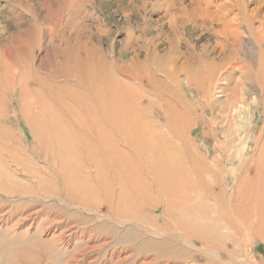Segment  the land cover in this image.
<instances>
[{
  "label": "bare ground",
  "instance_id": "1",
  "mask_svg": "<svg viewBox=\"0 0 264 264\" xmlns=\"http://www.w3.org/2000/svg\"><path fill=\"white\" fill-rule=\"evenodd\" d=\"M191 1L192 5L187 7L184 0H181L182 6L177 18L170 13L173 10L172 3L158 7H166L164 17L171 26H174L175 19L180 22V28L188 23L196 26L201 22L205 24L210 19L216 37L211 53L209 51L204 56L203 50L196 52L191 48L182 61V57L179 59L174 56L171 43L166 55H153L149 65L159 70L161 76L158 78L155 73H150L146 87L143 85V77L139 75L142 63H138L137 55L130 61L131 71L126 72L123 67L130 79L126 83L115 77V61L108 62L101 50H95L92 54L85 53L83 58L75 61L80 76L74 80V84L52 86L40 77L38 71L48 67L51 69L46 70L49 73L47 77L65 78L56 67L60 69L70 63L69 59L59 60L55 55L57 46L49 42L46 50L51 56L47 54L37 67L32 65L33 55L42 47L40 41L46 37L53 38L54 33L46 26L58 29L61 25L58 23L54 26L48 22V7L42 22L5 39L3 43L0 35V92L6 82L12 100H17L18 105H21L22 100L29 101L31 106L25 107L28 111L22 109L23 112H19L37 141L41 140L40 136L47 135L48 131L46 120L39 113L48 116L56 144L57 161L54 162L45 154H38V159L47 161V165L41 169L43 174L23 166L27 174H34L41 181L40 184L47 183L45 176L51 182L55 181L58 187L49 191V194L60 195L58 198L67 204L79 203L77 195L85 196L98 191L97 194L101 193L102 196L97 204L109 207L117 221L133 223L139 232L144 227L156 229L151 222L154 219L150 217L145 220L143 214L149 217V213L161 208L163 226L160 229L176 234L184 246L172 249L174 253L171 258L164 259L160 264H195L190 257L183 261L177 259V256H187L188 253L208 247L206 244L210 239L188 236L194 225L211 224L216 232V240L211 241L223 242L221 246L226 242L227 245L225 238L230 236L221 235L223 220L219 218L220 214L224 215V224L230 226V232H235L241 225L246 234L264 244V130L257 135L256 174L250 175L249 167L245 175L236 181L235 190L229 197L233 198L228 201V205L222 204L216 197L208 202L199 194L210 190L211 186H216L218 192L222 193L219 183L231 172H224L223 165H218L213 172L215 180H203L206 173L202 171L200 179L203 182L187 181L181 177L182 172L177 168L183 165H194L192 168L210 165L203 156L197 154L189 136L199 122L195 107H203L208 103L211 98L209 93L214 90V83L219 80L222 72L225 73L224 81L231 85L228 102L225 103L232 108L230 122L234 130H242L247 138L243 121H248L247 125L254 123L251 108H258L260 101L264 109V14L260 19L253 18L264 0H258L256 8L252 10L247 9L248 1L245 0H217V5H212L210 0ZM28 2L30 0H13L12 3L30 16L38 18L40 14ZM22 51L28 52L30 60L25 67L16 64L13 57ZM216 52L220 55L219 60L212 57ZM235 70L245 73L244 82L235 78ZM247 75L255 77L256 85L248 86L245 80ZM180 76L185 78L188 87H193V91L200 95V101H208L199 102L196 106L190 104L178 89ZM206 81H209L207 86ZM256 88L260 95L254 94ZM238 106L242 107H239L242 118L236 123L234 115L240 114ZM159 115L162 122L156 119ZM237 138L225 141L222 145L219 143L218 146L226 153L227 149L238 143ZM73 165L93 167L97 176L96 185L92 188L82 181L72 169ZM169 167L175 168V171L178 169V177L175 173H169ZM21 192L26 194V191ZM10 193L13 196V189ZM93 201L94 195L89 203ZM129 236L138 237L134 233ZM194 241L201 246L197 248ZM103 244L106 246V243ZM140 246L142 250L147 248L143 244ZM137 248L131 246L128 252L130 255L118 256L116 264H159L158 257L139 259L141 252L136 254ZM207 257L211 258L209 261L213 264H221V257L215 251L212 255L207 254Z\"/></svg>",
  "mask_w": 264,
  "mask_h": 264
},
{
  "label": "rangeland",
  "instance_id": "2",
  "mask_svg": "<svg viewBox=\"0 0 264 264\" xmlns=\"http://www.w3.org/2000/svg\"><path fill=\"white\" fill-rule=\"evenodd\" d=\"M210 1L212 5H217L219 2ZM257 1L247 2V9H255ZM12 2L13 0H0L2 43L5 39L42 22L48 9V22L54 26L61 24L58 29L46 26L54 33L53 38L46 37L40 41L42 47L33 55L32 61V65L36 66L46 58L47 54L51 56V53L46 50L49 42L57 46L55 55L59 60H70L68 66L60 69L59 66L56 67L66 79L47 77L46 70L51 69L48 67L38 71V75L52 86L74 84V80L80 76L78 67H75V61L83 58L85 53L92 54L95 50H101L108 62L115 61V77L126 83L130 82V79L124 73L123 67L126 72L131 71L130 61L137 55L138 63H142L143 67L139 75L143 77V85L146 87L150 73H155L158 78L161 76L159 70L149 65L153 55L159 57L166 55L171 43L174 56L179 59L182 57L183 61V56L187 57L191 48L196 52L203 50L205 56L209 54V51L211 53V48L216 42L210 19H207L205 24L201 22L197 26L188 23L184 28L179 27L178 19H175L174 26L168 23V19L164 17L166 7L158 6L172 3L173 10L171 9L170 13L177 18L182 6L181 0H30L31 5L29 2L28 5L33 4L40 14L38 18L30 16ZM184 4L190 7L192 1L184 0ZM263 5L259 7L256 16H253L255 20L262 18ZM20 53L13 56L14 60L16 64L25 67L30 61L28 52ZM212 57L219 60L220 55L216 52ZM220 75L219 80L214 83V90L209 93L211 98L207 100L208 103L199 107L200 109L195 107L199 122L189 136L197 154L203 156L210 165L201 164L202 167L194 168H192L194 165H183L184 167L177 168L182 172L181 177L187 181L203 182L200 179L202 171L206 173L203 180L208 181L209 178L215 180L213 172L218 165H223L224 172L231 171L219 183L223 195L218 192L219 189L216 186H211L210 190L204 193L199 192V194L208 202L209 199H213L212 197H216L222 204L228 205V201L233 198L229 197L235 190L236 181L245 175L249 167H251L250 175L256 174L258 151L256 142L257 135L259 136V133L264 130V109L260 101L258 108L254 106L251 108L254 112L252 113L254 123L247 125L248 121H243L244 129L248 133L247 138L242 130H234L230 122L232 108L225 103L228 102L231 85L224 81V72ZM244 76V72L237 71L235 74V78L241 79L242 82H244ZM245 80L248 86L256 85V79L252 75H247ZM209 81H206V86ZM6 84V82L3 84L0 92V264H116L118 256L130 255L128 252L131 246L139 247L135 251L136 254L141 252V255H138L139 259L150 260L152 257H158L160 264L164 259L171 258V254L174 253L172 249L176 250L184 246L183 241L181 242L176 234L160 229L163 226V220L160 219L161 208L149 213V217L143 214L145 220L150 217L154 219L151 222L156 229L144 227V230L139 232L133 223L117 221L109 207L98 205L97 202L102 196L101 193L97 194L98 191L85 196L77 195L76 199H80L81 203L67 204L58 198L60 195L49 194V191L58 187L55 181L51 182L45 176L48 181L44 185L40 184L41 181L33 173V176L29 173L28 175L23 166H27L32 172L43 174L41 169L47 165V161L38 159V154H45L54 162L57 161L54 134L49 127L48 116L39 113L44 116L42 118L46 120L48 131L47 135L40 136V141L34 138L24 116L19 112L22 109L28 111L25 107L31 106L29 101L22 100L21 105H18L17 100H12ZM177 84L180 93L190 104L196 106L199 102H207L199 100L200 95L193 91V87L186 85L183 76L178 77ZM254 94L260 95V91L256 88ZM239 107L240 114L234 115L237 119L236 123H239L242 118V110L240 111ZM156 119L162 122L161 115ZM236 138L238 143L227 149L226 153L222 152L218 146L219 143L222 145L225 141ZM89 165H73L72 169L79 174L82 181L93 188L96 185L97 176L93 167ZM177 168L176 173L175 168L169 167V173H175L178 177ZM11 189H13V196L10 195ZM21 191H26V194ZM93 195L94 201L89 203ZM223 216V214L219 215L221 221L223 220L221 235L230 236L225 238L227 245L226 242L221 246L223 242L211 241L216 240V232L213 231L211 224L194 225L188 236L194 239L204 237L210 239L206 244L208 247L200 248L201 251L195 253H188L187 256H177V259L183 261L190 257L195 264H213L209 261L211 258L207 257V254L212 255L215 251L216 255L221 257V264H264V244L246 234L241 225L235 232H230V226L224 224ZM130 233L138 237L130 238ZM246 241L249 242L246 243ZM194 242L197 248L201 246L199 242ZM103 243H106V246ZM141 244L147 248L142 250Z\"/></svg>",
  "mask_w": 264,
  "mask_h": 264
}]
</instances>
